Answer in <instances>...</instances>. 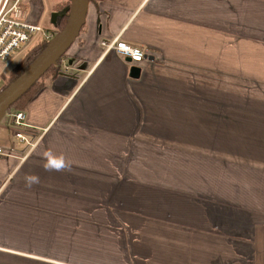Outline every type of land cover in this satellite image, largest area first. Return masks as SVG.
Returning <instances> with one entry per match:
<instances>
[{"label": "crops", "instance_id": "crops-1", "mask_svg": "<svg viewBox=\"0 0 264 264\" xmlns=\"http://www.w3.org/2000/svg\"><path fill=\"white\" fill-rule=\"evenodd\" d=\"M113 39L145 51L138 78ZM21 104L0 114V264H264V0L90 1Z\"/></svg>", "mask_w": 264, "mask_h": 264}, {"label": "built area", "instance_id": "built-area-1", "mask_svg": "<svg viewBox=\"0 0 264 264\" xmlns=\"http://www.w3.org/2000/svg\"><path fill=\"white\" fill-rule=\"evenodd\" d=\"M24 2L25 0H0V59L10 58L21 46L29 48L39 39L49 40L54 35L39 22L28 20ZM100 45L107 51L113 50L121 57H128L131 65L139 66L144 61L145 51L125 41L102 40ZM23 119L24 115L17 113L12 124L15 127L22 126ZM15 135L19 139L24 138L21 132H15Z\"/></svg>", "mask_w": 264, "mask_h": 264}, {"label": "water", "instance_id": "water-1", "mask_svg": "<svg viewBox=\"0 0 264 264\" xmlns=\"http://www.w3.org/2000/svg\"><path fill=\"white\" fill-rule=\"evenodd\" d=\"M88 0H70V11L62 30L50 40V45L28 66L24 73L0 95V114L8 110L21 94L67 52L81 30L87 12ZM128 61L129 58H126ZM142 68L132 64L129 76L138 78Z\"/></svg>", "mask_w": 264, "mask_h": 264}, {"label": "trees", "instance_id": "trees-1", "mask_svg": "<svg viewBox=\"0 0 264 264\" xmlns=\"http://www.w3.org/2000/svg\"><path fill=\"white\" fill-rule=\"evenodd\" d=\"M93 0H88V2ZM54 19L52 26H46V29L53 32L54 35H57L62 28L64 27L69 11H70V0H62L57 5L54 6ZM41 12V9L36 13L35 18H30V20L36 23L37 18ZM51 40L39 39L36 41L23 55V57L14 64L12 68L9 69L7 74L3 77V84L0 86V95L9 88L28 68V66L50 45ZM65 54L62 55L61 59L58 60L57 63L52 65L35 83H33L30 87H28L21 96L8 108L11 107H21V102L26 99V97L32 93L33 90L37 89L41 85V79L44 77L49 71L59 70L60 64ZM33 89V90H32Z\"/></svg>", "mask_w": 264, "mask_h": 264}, {"label": "rangeland", "instance_id": "rangeland-1", "mask_svg": "<svg viewBox=\"0 0 264 264\" xmlns=\"http://www.w3.org/2000/svg\"><path fill=\"white\" fill-rule=\"evenodd\" d=\"M40 1L43 3L44 9H43L42 13L40 14L38 22L41 25L49 27V25L47 24L48 19L51 17L50 15L53 14V11L56 10V9H54L53 5H57L62 0H40ZM24 11L27 15L30 13L28 4H26L24 6ZM27 50H28V47H22V46L19 49H17L16 52L12 55L13 57L11 56L10 58H8L7 67L10 66L9 69L12 68L14 66V64L16 62H18V60L21 57H23V55L26 53ZM9 69L7 68V72L9 71Z\"/></svg>", "mask_w": 264, "mask_h": 264}, {"label": "clouds", "instance_id": "clouds-1", "mask_svg": "<svg viewBox=\"0 0 264 264\" xmlns=\"http://www.w3.org/2000/svg\"><path fill=\"white\" fill-rule=\"evenodd\" d=\"M69 167L70 165L66 161L64 156H56L51 153L48 154V162L45 164V168L47 170L62 171ZM25 179L28 182L29 186H31L33 183L39 182V178L36 176H27Z\"/></svg>", "mask_w": 264, "mask_h": 264}, {"label": "bare ground", "instance_id": "bare-ground-1", "mask_svg": "<svg viewBox=\"0 0 264 264\" xmlns=\"http://www.w3.org/2000/svg\"><path fill=\"white\" fill-rule=\"evenodd\" d=\"M20 132V131H19Z\"/></svg>", "mask_w": 264, "mask_h": 264}]
</instances>
